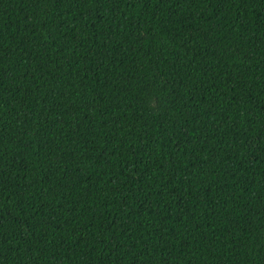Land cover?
I'll return each mask as SVG.
<instances>
[{
	"label": "trees",
	"instance_id": "obj_1",
	"mask_svg": "<svg viewBox=\"0 0 264 264\" xmlns=\"http://www.w3.org/2000/svg\"><path fill=\"white\" fill-rule=\"evenodd\" d=\"M0 264H264V0H0Z\"/></svg>",
	"mask_w": 264,
	"mask_h": 264
},
{
	"label": "snow or ice",
	"instance_id": "obj_2",
	"mask_svg": "<svg viewBox=\"0 0 264 264\" xmlns=\"http://www.w3.org/2000/svg\"><path fill=\"white\" fill-rule=\"evenodd\" d=\"M160 101L158 100V102L156 101V107H157V109L159 108V106H160Z\"/></svg>",
	"mask_w": 264,
	"mask_h": 264
}]
</instances>
